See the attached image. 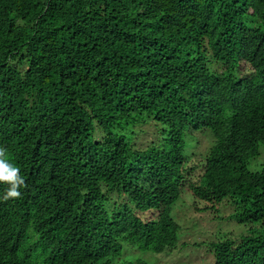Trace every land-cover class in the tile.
<instances>
[{"label": "trees", "instance_id": "obj_1", "mask_svg": "<svg viewBox=\"0 0 264 264\" xmlns=\"http://www.w3.org/2000/svg\"><path fill=\"white\" fill-rule=\"evenodd\" d=\"M0 146L27 185L0 184V264L172 250L186 186L254 225L211 243L214 264H264V0H0Z\"/></svg>", "mask_w": 264, "mask_h": 264}, {"label": "rangeland", "instance_id": "obj_2", "mask_svg": "<svg viewBox=\"0 0 264 264\" xmlns=\"http://www.w3.org/2000/svg\"><path fill=\"white\" fill-rule=\"evenodd\" d=\"M243 74L251 72L249 64L243 63ZM146 133L141 134L140 142L148 143L154 136L151 134L152 125H142ZM102 134L96 133L100 139ZM214 142V136L209 130L192 131L186 134V154L192 161L199 162ZM264 151V150H262ZM193 155V156H191ZM264 163V152L258 158L252 159L249 168L257 170ZM201 172L197 170V174ZM197 184V176H193ZM206 200L198 198L189 186L182 189L180 196L171 206V214L180 225L178 245L172 250L155 253L139 248L130 242L124 243L121 256L115 257L113 263L121 264L127 261L141 260L144 264H214L215 257L211 251V243L223 238L239 240L241 236L252 232L251 223H240L233 218L235 203L224 199L215 207ZM113 206L110 203L108 207Z\"/></svg>", "mask_w": 264, "mask_h": 264}, {"label": "clouds", "instance_id": "obj_3", "mask_svg": "<svg viewBox=\"0 0 264 264\" xmlns=\"http://www.w3.org/2000/svg\"><path fill=\"white\" fill-rule=\"evenodd\" d=\"M0 184L7 185L2 197L5 201L21 199V189L27 187L20 168L10 162L8 150L2 146H0Z\"/></svg>", "mask_w": 264, "mask_h": 264}]
</instances>
